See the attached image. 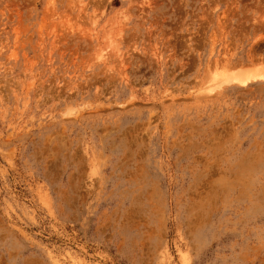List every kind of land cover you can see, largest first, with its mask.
Returning a JSON list of instances; mask_svg holds the SVG:
<instances>
[{"label":"rangeland","instance_id":"1","mask_svg":"<svg viewBox=\"0 0 264 264\" xmlns=\"http://www.w3.org/2000/svg\"><path fill=\"white\" fill-rule=\"evenodd\" d=\"M0 264H264V0H0Z\"/></svg>","mask_w":264,"mask_h":264}]
</instances>
